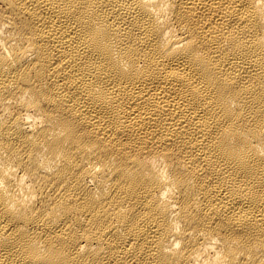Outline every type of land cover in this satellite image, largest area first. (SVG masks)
I'll use <instances>...</instances> for the list:
<instances>
[{
    "label": "bare ground",
    "instance_id": "bare-ground-1",
    "mask_svg": "<svg viewBox=\"0 0 264 264\" xmlns=\"http://www.w3.org/2000/svg\"><path fill=\"white\" fill-rule=\"evenodd\" d=\"M0 264H264V0H0Z\"/></svg>",
    "mask_w": 264,
    "mask_h": 264
}]
</instances>
